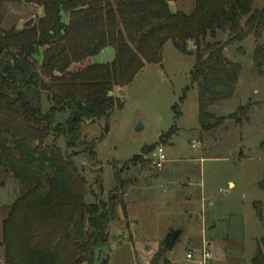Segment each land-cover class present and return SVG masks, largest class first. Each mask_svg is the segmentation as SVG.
Segmentation results:
<instances>
[{
	"label": "trees",
	"instance_id": "trees-1",
	"mask_svg": "<svg viewBox=\"0 0 264 264\" xmlns=\"http://www.w3.org/2000/svg\"><path fill=\"white\" fill-rule=\"evenodd\" d=\"M168 1L181 0H0V11L19 3L43 9L20 29L0 27V168L22 188L4 207V264L89 263L93 249L108 241L114 202H85L88 186L73 149L81 144L85 122L107 119L122 108L114 88L129 84L167 41L194 56L191 80L197 87L200 132L213 131L225 119L208 108L232 98L241 67L223 49L261 37L264 5L253 8L259 0H190L193 11L184 14L171 12ZM65 11L66 24L61 20ZM216 31H226L228 40L205 42ZM190 41L193 51L187 48ZM107 47L114 50L112 62L84 64ZM39 50L40 62L34 56ZM253 63L263 74V48H254ZM251 107H238L227 117L241 124L240 114L247 120ZM57 114L66 118L55 121ZM61 138L65 151L58 145ZM259 148L264 150V141ZM85 153L95 158L91 146ZM257 186L264 198V169ZM252 208L264 231V200L253 201ZM255 248L251 264H264V235Z\"/></svg>",
	"mask_w": 264,
	"mask_h": 264
},
{
	"label": "rangeland",
	"instance_id": "rangeland-1",
	"mask_svg": "<svg viewBox=\"0 0 264 264\" xmlns=\"http://www.w3.org/2000/svg\"><path fill=\"white\" fill-rule=\"evenodd\" d=\"M168 3L171 12L190 14L194 8L190 0ZM263 5L264 0H259L253 8ZM0 12V27L5 30L20 29L38 16L36 6L24 3L5 5ZM215 34L214 38L208 35L205 42L228 40L226 31ZM258 46L264 49V30L259 39L249 36L225 45L224 56L241 67L239 86L232 98L214 106L213 113L226 115L264 101V73L257 75L253 63ZM187 48L194 50L191 41ZM34 56L40 62L41 50ZM114 56V50L107 47L84 64L110 63ZM156 57L161 61L155 62ZM194 62V56L181 54L167 41L129 84L114 88L113 97L122 108L107 119L82 125L81 144L73 149L78 154L73 159L88 186L85 202L99 200L109 205L113 201L116 219L108 225V241L93 249L89 263L80 264H196L202 234L223 246L216 255L211 251L215 262L211 264H224L225 257L238 256L241 264H250L255 237L264 235L252 208L253 201L264 200L257 186L264 169V150L259 148L264 141V104L250 108L247 122L241 113L242 125L225 116L213 131L200 132L197 87L191 80ZM41 105L43 111L49 109L44 96ZM65 118L57 114L55 121ZM58 145L65 151L62 138ZM88 146L95 153L93 159L85 153ZM158 146L163 147L167 160L161 170L150 162ZM115 176L122 182L120 186ZM228 180L235 187H229ZM129 185L135 188L125 194ZM21 189L0 168V242L4 207L21 195ZM201 193L208 199L203 206ZM210 221L216 222L214 228H209ZM167 225L183 233L170 251L163 247ZM188 251L191 260L186 259ZM3 259L0 247V264Z\"/></svg>",
	"mask_w": 264,
	"mask_h": 264
},
{
	"label": "crops",
	"instance_id": "crops-1",
	"mask_svg": "<svg viewBox=\"0 0 264 264\" xmlns=\"http://www.w3.org/2000/svg\"><path fill=\"white\" fill-rule=\"evenodd\" d=\"M38 8V16H42L43 15V9L41 8V7H37ZM68 19H69V13H68V11H65L64 13H62V17H61V20H62V22L64 23V24H66V23H68L67 21H68ZM257 71V70H256ZM257 75H259L260 77H262L261 76V74H257ZM238 79H239V76H238ZM237 86H239V83H238V80H237V85H236V87ZM235 89H237V88H235ZM235 92V91H234ZM256 92V91H255ZM233 94H235V93H233ZM233 97V96H232ZM219 102V101H218ZM218 102H216L215 104H213V105H211V106H209V108H208V110H209V112L211 113V114H213L215 117H217V116H219V117H225V116H228V115H230V114H233V113H230V114H226V115H223V114H219V113H217V114H215V113H213V111H212V109L214 108V106H216L217 105V103ZM255 102H260V104H258V103H255V105H252V106H254L255 108H260V106H261V104H264V101H255ZM249 120V118L247 119V120H245L246 122ZM243 123L241 122V125H242ZM240 158H243V157H240ZM227 183H228V185H229V187H231V188H233V187H235V183L234 182H232L231 180H228L227 181ZM257 184H258V181H257ZM134 189L135 188V186H132V185H129V187H127L126 189H125V191H124V193L126 194V193H128V191L130 190V189ZM187 199L186 200H188V201H191V199H190V197H186ZM200 201H201V206H203V204H205L207 201H208V199H207V197H205L204 195H203V193H201L200 194V199H199ZM210 205H212V203H210ZM126 214H127V208L125 209V216H126ZM260 222V221H259ZM203 223H201V225H202ZM216 226V222L215 221H210V224H209V228H214ZM260 227H261V229H262V226H261V223H260ZM201 228H202V226H201ZM164 233L167 235V233L170 231V230H177V229H174V228H171L170 227V225H167L165 228H164ZM202 230L203 229H201V232H202ZM180 231V236L179 237H181V235L183 234L182 233V230H179ZM165 235V236H166ZM202 237H201V240H200V247L202 246V244L204 245V243H205V245H206V247H207V249H209L210 251H212L213 252V254L214 255H216L217 254V250H220V249H223V246H221V244H219V242L218 241H216V239H214V238H209L208 239V237L207 236H205V235H201ZM263 236V235H262ZM261 236V237H262ZM261 237H255V244H256V242H257V240H259ZM165 238V237H164ZM179 239V238H178ZM177 239V240H178ZM176 240V241H177ZM192 242V241H191ZM256 246V245H255ZM255 246H254V253H255V250H256V248H255ZM215 247V248H214ZM226 250V249H225ZM254 256V254L251 256V259H252V257ZM251 259H250V264H251ZM212 262H214L213 260H210L209 261V263L208 264H211ZM215 263V262H214ZM217 263V262H216ZM173 264H175L174 262H173ZM196 264H199L198 263V261L196 262ZM224 264H241V259H240V257L238 256L237 258H233V257H225V259H224Z\"/></svg>",
	"mask_w": 264,
	"mask_h": 264
},
{
	"label": "built area",
	"instance_id": "built-area-1",
	"mask_svg": "<svg viewBox=\"0 0 264 264\" xmlns=\"http://www.w3.org/2000/svg\"><path fill=\"white\" fill-rule=\"evenodd\" d=\"M194 145L192 144V147ZM166 156L164 154L163 151V147L162 146H158L156 147L151 155L150 158V162H151V166L153 168H156L158 170H161L164 163L166 162ZM200 254H199V260L198 263L199 264H207L210 260H212V253L209 249H207L205 243L204 245L202 244V246L200 247ZM186 259H193V255L191 251H188L187 255H186Z\"/></svg>",
	"mask_w": 264,
	"mask_h": 264
},
{
	"label": "water",
	"instance_id": "water-1",
	"mask_svg": "<svg viewBox=\"0 0 264 264\" xmlns=\"http://www.w3.org/2000/svg\"><path fill=\"white\" fill-rule=\"evenodd\" d=\"M154 61L159 62L161 61V58L156 57ZM180 234L181 233L179 230H170L163 240L164 249L170 251L173 245L175 244L176 240L179 238Z\"/></svg>",
	"mask_w": 264,
	"mask_h": 264
}]
</instances>
